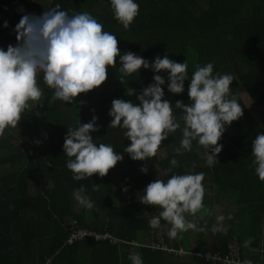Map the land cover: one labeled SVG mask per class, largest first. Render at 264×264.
Here are the masks:
<instances>
[{
    "label": "trees",
    "instance_id": "16d2710c",
    "mask_svg": "<svg viewBox=\"0 0 264 264\" xmlns=\"http://www.w3.org/2000/svg\"><path fill=\"white\" fill-rule=\"evenodd\" d=\"M139 15L129 29L113 17L110 0H0V47L17 44L15 25L24 14H41L60 5L69 14L88 12L106 30L116 35L121 54L133 52L149 62L167 55L176 62L187 60L189 77L196 65L211 62L214 74H231V92L237 97L243 115L226 130L218 143L222 150L217 162L208 167L195 150L177 156L183 122L175 133L161 142L157 154L150 159L132 160L123 151L130 144L119 127H110L108 115L113 99L139 103L136 95H126L127 88L139 94L154 83L153 76L165 79L164 99L171 105L177 100L187 104L190 80L181 94L167 90V72L151 69L119 79L116 67H108V78L98 88L81 93L71 103L49 100L52 90L38 77L43 95L40 115H22L16 128L6 129L0 138V264H131L129 254L137 252L144 264H206L192 257H181L153 249L163 238L172 248L191 250L184 239L169 238L170 225L161 221L160 229H152L148 220L158 215L155 206L139 202L144 188L156 179L167 180L166 170L175 156L179 167L173 172H203L204 205L207 212L196 220L204 231H195L196 249L225 253L230 241H238L244 260L254 264L262 259L247 256L251 241L253 212L264 211V181L252 167L251 145L264 126L254 109H264V0H137ZM26 10L20 13V7ZM7 21V27L4 22ZM117 67L119 61L117 59ZM251 99L249 106L243 97ZM264 113V110H263ZM179 120L180 111L175 110ZM96 117L97 131L90 132L96 143L111 144L123 159L100 177L93 174L74 181L66 168L63 153L68 127ZM43 132L44 138H39ZM39 142V143H37ZM195 149L196 145L193 142ZM203 149H201L202 151ZM167 152L160 158L158 153ZM142 166L147 173L140 171ZM99 189L92 191L93 185ZM81 184L94 202L92 209L82 208L72 192ZM126 189V191H125ZM226 219V231L213 233L217 215ZM192 219V217H188ZM79 230L87 237L68 243ZM108 234L111 238L97 240Z\"/></svg>",
    "mask_w": 264,
    "mask_h": 264
},
{
    "label": "clouds",
    "instance_id": "9594fccd",
    "mask_svg": "<svg viewBox=\"0 0 264 264\" xmlns=\"http://www.w3.org/2000/svg\"><path fill=\"white\" fill-rule=\"evenodd\" d=\"M110 7L114 19L125 30L139 15L137 0H110ZM7 26L5 21L4 27ZM14 30L17 44H9L6 50L0 47V138L6 129L17 127L24 113L43 104L38 103L43 95L38 77L42 76V83L52 90L49 103L55 100L71 103L79 94L101 86L108 78L109 66L116 67L122 83L124 77L138 73L142 67L154 73L165 71L167 90L175 94L183 93L185 81L190 80L187 104L177 100L173 106L164 99L162 86L165 79L159 74H155L154 83L139 94L127 88L126 95L135 94L138 104L123 99L111 101L110 127H119L124 137L130 140L123 151L132 160L143 161L155 156L161 142L175 133L181 127L179 121H182V136L174 149L175 154L179 156L195 150L211 167L218 161L217 154L223 147L218 141L226 126L243 115L242 107L230 89L234 80L231 74H214V65L208 62L196 65L189 77L187 60L176 62L165 55L156 56L149 62L131 51L121 54L116 35L103 30V25L86 11L69 14L56 4L39 15H22ZM175 110L180 111L179 120ZM95 120L93 116L90 122L80 123L76 128L68 127L64 137L62 148L68 157L66 168L71 171L74 181L93 174L103 177L123 159L111 144L95 142L90 135L98 130ZM251 155L255 174L264 181V133H257L252 141ZM169 164L166 170L172 173L169 178L150 182L139 196L140 203L155 206L158 210V215L148 220L149 227L160 229L161 221L166 222L170 225L169 238H178L190 230L204 231L196 217L199 213L203 218L207 212L203 202L205 174L173 172L179 167L175 156ZM140 171L146 174L148 168L142 166ZM99 186L94 183L92 191H97ZM72 198L86 210L94 206L83 184L73 190ZM226 219L231 220V214L227 217L217 215L211 231H226ZM129 259L131 264H144L137 252L130 253ZM242 264H252V261L246 259Z\"/></svg>",
    "mask_w": 264,
    "mask_h": 264
},
{
    "label": "built area",
    "instance_id": "2783aa9c",
    "mask_svg": "<svg viewBox=\"0 0 264 264\" xmlns=\"http://www.w3.org/2000/svg\"><path fill=\"white\" fill-rule=\"evenodd\" d=\"M88 233L84 230H79L71 235L68 243H72L75 240H81L87 237ZM111 238L110 235L105 234L103 236H96L97 240H106ZM153 249H159L169 252L181 257H192L196 261L204 262L206 264H242L244 261L242 257V247L236 240L230 241L227 244L225 253H211L204 250H198L192 248L191 250H185L184 248H172L166 244L163 238H159L158 241L152 244ZM254 264V262H252Z\"/></svg>",
    "mask_w": 264,
    "mask_h": 264
},
{
    "label": "rangeland",
    "instance_id": "374dc122",
    "mask_svg": "<svg viewBox=\"0 0 264 264\" xmlns=\"http://www.w3.org/2000/svg\"><path fill=\"white\" fill-rule=\"evenodd\" d=\"M26 10L24 9L23 6L20 7V13H24ZM244 100L245 102L251 106V99L249 98V96L247 94H243ZM38 103H41L40 101ZM41 105H37L35 107V104H33V107H35L32 110H29L28 112L24 113L23 115L25 116H30V115H40L41 113ZM264 109H254V112L256 114V116L259 118V120L261 121V123L264 126V113H263ZM45 134L43 132H41L39 134V138H44ZM158 156L160 158H165L167 157V152H160L158 153ZM251 234L253 235V237H255V241H262L264 239H262L264 237V211H258V212H253L252 214V218H251ZM195 231H188L184 233V239L186 240V242H188L187 245H190L191 248H196V238H195ZM255 247L258 248L259 247V243L257 242L255 244ZM253 249H254V245H248L246 246L245 249V253L246 254H252L253 253ZM248 256V255H247Z\"/></svg>",
    "mask_w": 264,
    "mask_h": 264
},
{
    "label": "crops",
    "instance_id": "0c3cea01",
    "mask_svg": "<svg viewBox=\"0 0 264 264\" xmlns=\"http://www.w3.org/2000/svg\"><path fill=\"white\" fill-rule=\"evenodd\" d=\"M255 237H253V235L251 234L250 245H254V249H253V253L252 254H247V255L248 256H251V257H256V258L262 259L263 260V263H260V264H264V240H262V241H255L254 240ZM262 239H264V237ZM257 242L259 243V247L258 248L255 247V244Z\"/></svg>",
    "mask_w": 264,
    "mask_h": 264
}]
</instances>
